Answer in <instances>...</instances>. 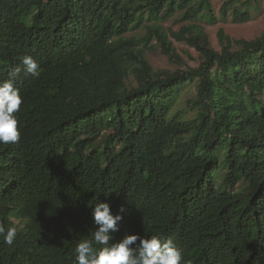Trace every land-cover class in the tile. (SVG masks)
<instances>
[{
  "label": "trees",
  "instance_id": "obj_1",
  "mask_svg": "<svg viewBox=\"0 0 264 264\" xmlns=\"http://www.w3.org/2000/svg\"><path fill=\"white\" fill-rule=\"evenodd\" d=\"M240 5L222 16L248 22ZM179 12L217 21L211 0H0V81L20 67L24 97L20 141L0 145V225L17 228L11 245L0 236V264H76L98 202L122 216L113 242L159 235L183 264H264V34L221 30L217 50L184 27L172 35L201 64L157 72L154 43L181 62L162 23Z\"/></svg>",
  "mask_w": 264,
  "mask_h": 264
},
{
  "label": "clouds",
  "instance_id": "obj_2",
  "mask_svg": "<svg viewBox=\"0 0 264 264\" xmlns=\"http://www.w3.org/2000/svg\"><path fill=\"white\" fill-rule=\"evenodd\" d=\"M23 71L33 77L40 74L38 61L31 55L22 59ZM22 69L14 67L7 73V79L0 81V145L14 144L21 139L18 113L24 97L16 87ZM121 212L125 209L121 207ZM95 231L92 240L83 239L75 248L76 264H183V252L171 238L159 235L141 237L138 234L126 235L122 240L113 242L117 222L121 215H113L107 202H98L92 210ZM0 236L11 245L17 236V228L5 230L0 225ZM99 245V248L93 246Z\"/></svg>",
  "mask_w": 264,
  "mask_h": 264
},
{
  "label": "rangeland",
  "instance_id": "obj_3",
  "mask_svg": "<svg viewBox=\"0 0 264 264\" xmlns=\"http://www.w3.org/2000/svg\"><path fill=\"white\" fill-rule=\"evenodd\" d=\"M213 5V11L217 18L215 24H211L207 21H201L200 17L187 18L185 17V12H179L173 18L162 22L164 28L171 35V39L174 43L175 49L177 50L178 55L180 56V61H172L166 55L163 54L161 48L158 44L154 43V49L148 52V59L157 72L161 71H175V70H185L188 67H198L203 57L202 55L194 48L189 46L186 42H180L175 37H173L172 32L179 33L182 28L190 27H200L204 29L205 33L209 36L210 44L217 50H220V43L218 34L222 30L228 36L236 40H255L261 37L264 34V0H243L245 5L241 6L244 12L248 13L251 16V19L245 23H235L230 12V16L226 19L222 16L221 9L227 1L230 0H211ZM148 22L144 24L140 29L133 31L129 36H134L136 38L143 37L147 30L145 25L151 24ZM195 96V89L190 88L185 91L183 94L179 108L184 110L185 119L192 120L195 117L196 111L189 107V100ZM220 185H222V180ZM247 185L244 182H241L236 187V192H247Z\"/></svg>",
  "mask_w": 264,
  "mask_h": 264
}]
</instances>
